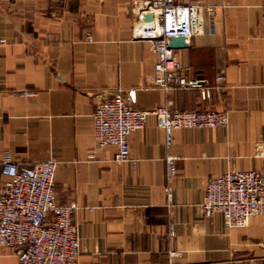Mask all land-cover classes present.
Listing matches in <instances>:
<instances>
[{"label": "crops", "instance_id": "0c3cea01", "mask_svg": "<svg viewBox=\"0 0 264 264\" xmlns=\"http://www.w3.org/2000/svg\"><path fill=\"white\" fill-rule=\"evenodd\" d=\"M141 1L0 0V180L3 157L58 161L55 198L76 204L78 264H264V215L230 228L201 207L211 177L264 170V0H176L203 7L202 31L172 49L188 78L219 87L207 99L153 85ZM129 90L136 108L225 109L228 123L168 135L150 115L117 161L114 145L94 147L92 114L105 93ZM16 250L0 264H18Z\"/></svg>", "mask_w": 264, "mask_h": 264}, {"label": "built area", "instance_id": "2783aa9c", "mask_svg": "<svg viewBox=\"0 0 264 264\" xmlns=\"http://www.w3.org/2000/svg\"><path fill=\"white\" fill-rule=\"evenodd\" d=\"M150 20H145V14ZM203 7L198 1L143 0L136 10L139 35L151 41L156 52L153 85L198 89L203 99L218 90L217 85L188 78L177 60L170 41L174 37L190 39L202 31ZM4 40L1 39V42ZM220 80L224 76L219 77ZM135 93H105L92 114L94 147L114 145V159L129 160L128 135L144 127L155 115L158 124L169 133L183 128L226 126L225 109L180 111L161 105L151 110L133 106ZM90 157L93 154H89ZM167 177L176 173L175 158H166ZM58 161L52 157L22 164L9 157L1 160L0 180V253L17 248L18 264H78L80 239L72 213L74 202L60 204L54 192ZM171 202L170 188L166 187ZM201 207L204 216L220 213L227 227H240L253 216L264 215V170H236L211 177L205 187ZM88 210H91L90 208ZM169 235L174 223L168 224Z\"/></svg>", "mask_w": 264, "mask_h": 264}, {"label": "water", "instance_id": "95a60500", "mask_svg": "<svg viewBox=\"0 0 264 264\" xmlns=\"http://www.w3.org/2000/svg\"><path fill=\"white\" fill-rule=\"evenodd\" d=\"M183 40L182 37H174L170 41V46L171 47H177L181 44V41Z\"/></svg>", "mask_w": 264, "mask_h": 264}]
</instances>
